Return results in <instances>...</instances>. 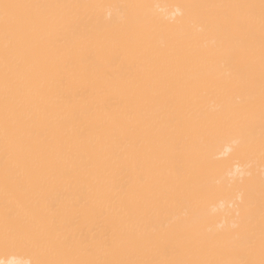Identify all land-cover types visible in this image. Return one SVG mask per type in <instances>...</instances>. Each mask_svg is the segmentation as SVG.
<instances>
[{
	"label": "bare ground",
	"instance_id": "obj_1",
	"mask_svg": "<svg viewBox=\"0 0 264 264\" xmlns=\"http://www.w3.org/2000/svg\"><path fill=\"white\" fill-rule=\"evenodd\" d=\"M0 264H264V0H0Z\"/></svg>",
	"mask_w": 264,
	"mask_h": 264
}]
</instances>
